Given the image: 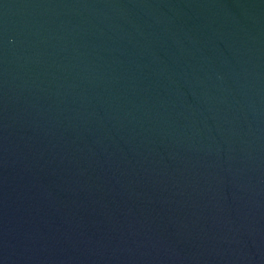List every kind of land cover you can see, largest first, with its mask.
I'll return each mask as SVG.
<instances>
[{
	"label": "water",
	"instance_id": "water-1",
	"mask_svg": "<svg viewBox=\"0 0 264 264\" xmlns=\"http://www.w3.org/2000/svg\"><path fill=\"white\" fill-rule=\"evenodd\" d=\"M0 264H264V0H0Z\"/></svg>",
	"mask_w": 264,
	"mask_h": 264
}]
</instances>
